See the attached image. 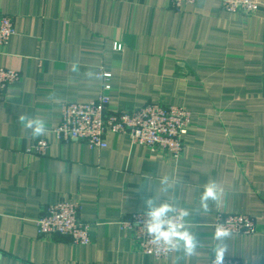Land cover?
<instances>
[{"label":"crops","instance_id":"1","mask_svg":"<svg viewBox=\"0 0 264 264\" xmlns=\"http://www.w3.org/2000/svg\"><path fill=\"white\" fill-rule=\"evenodd\" d=\"M0 11L16 28L0 66L21 75L0 102V264H210L220 211L257 224L251 235L232 234L226 257L264 264V0L251 16L225 11L221 0L182 11L171 0H0ZM101 66L112 74L111 110L159 102L191 111L180 159L126 134L107 132L103 148L57 139L63 103L99 97ZM20 115L43 119L45 135L34 138ZM41 138L50 143L44 157L32 151ZM166 176L181 178L178 187L163 191ZM212 180L225 195L203 216ZM154 195L189 211L202 243L196 255L134 249L120 221ZM59 199L81 203L90 244L39 235L37 219Z\"/></svg>","mask_w":264,"mask_h":264},{"label":"built area","instance_id":"2","mask_svg":"<svg viewBox=\"0 0 264 264\" xmlns=\"http://www.w3.org/2000/svg\"><path fill=\"white\" fill-rule=\"evenodd\" d=\"M198 0H171L176 11H182L187 5ZM262 0H221V7L230 13H241L251 16L259 9ZM16 33L15 19L10 14L0 11V46L7 45ZM115 48L121 50L123 44L116 42ZM99 77L102 90L99 97L89 102H64L62 105L61 123L53 129L59 141L80 140L90 147H106L107 132L126 134L131 142L146 146L151 151L167 152L173 159H180L184 152L185 135L191 125L192 113L179 105H164L151 102L137 109L111 110V77L110 71L101 66ZM21 75L18 71L0 66V102L9 86L18 82ZM50 143L39 139L32 151L42 157L47 156ZM182 210V209H178ZM81 203L74 199H59L44 208L37 219L38 233L44 237L64 236L75 244L91 243V223L80 217ZM144 212H132L124 215L120 221L122 229H132L133 246L144 255L157 259L166 258L173 253L165 246L154 242L143 229ZM186 222V218H185ZM223 223L235 235H251L257 231L255 219L247 214L218 212L213 224ZM212 257L210 264H212ZM225 264H247L237 257L225 258Z\"/></svg>","mask_w":264,"mask_h":264},{"label":"clouds","instance_id":"3","mask_svg":"<svg viewBox=\"0 0 264 264\" xmlns=\"http://www.w3.org/2000/svg\"><path fill=\"white\" fill-rule=\"evenodd\" d=\"M91 75V74H90ZM19 120L25 124L30 130V134L34 137H42L45 135L46 122L37 117L19 116ZM180 179H170L164 177L161 180L163 191H167L169 187H178ZM225 195L224 188L215 180L209 181L204 185L200 196V215L206 214L209 209V202L218 203ZM145 211L143 229L145 233L152 237L154 242L165 246L169 251L183 252L185 256H194L202 247L199 236L192 232L190 225L185 222V218L190 215L186 209L178 210L173 200L169 202L166 199L161 200L160 196H152L144 200ZM204 216V215H203ZM232 232L225 227L223 223L216 225L213 240L215 241L213 252L214 258L212 264H225L228 245L226 241L230 239Z\"/></svg>","mask_w":264,"mask_h":264}]
</instances>
